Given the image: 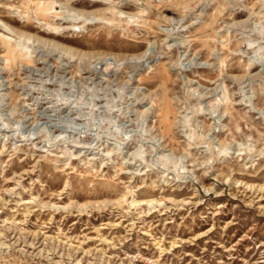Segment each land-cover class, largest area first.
<instances>
[{
  "label": "rangeland",
  "instance_id": "rangeland-1",
  "mask_svg": "<svg viewBox=\"0 0 264 264\" xmlns=\"http://www.w3.org/2000/svg\"><path fill=\"white\" fill-rule=\"evenodd\" d=\"M0 264H264V0H0Z\"/></svg>",
  "mask_w": 264,
  "mask_h": 264
}]
</instances>
